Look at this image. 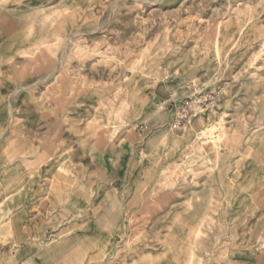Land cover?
Segmentation results:
<instances>
[{
  "label": "clouds",
  "instance_id": "9594fccd",
  "mask_svg": "<svg viewBox=\"0 0 264 264\" xmlns=\"http://www.w3.org/2000/svg\"><path fill=\"white\" fill-rule=\"evenodd\" d=\"M175 4L0 0V264H264V0Z\"/></svg>",
  "mask_w": 264,
  "mask_h": 264
},
{
  "label": "rangeland",
  "instance_id": "374dc122",
  "mask_svg": "<svg viewBox=\"0 0 264 264\" xmlns=\"http://www.w3.org/2000/svg\"><path fill=\"white\" fill-rule=\"evenodd\" d=\"M182 2V0H176V4L173 6V8L169 9L170 11H175L176 8L179 7V4ZM191 4V0H188V4H185V7H188V5ZM193 16L196 15L195 12L192 13ZM188 17H189V13L187 12H181L179 14V20H183V21H188ZM171 23L175 24L176 21L172 20L170 21ZM193 23H198L200 25V30H203L204 27H206L207 25L211 24V18L208 14H202L199 18L198 21H193ZM214 29H215V33H216V40H215V50L211 53V55H214L217 59L213 62V67H216L219 65V61L222 59H227L230 61H233L234 63L238 60V53L236 48H234L232 45H229L226 49H224L223 51H221V34L224 33L225 31H228L229 35H231V33L233 31H235V28H225V24H224V20L223 19H219L217 20L216 24L214 25ZM164 30V29H161ZM178 31L180 34H185L188 33V25L187 23H181L178 24L177 28H171L169 30V35H168V40L171 43L173 41V37L171 35V32H176ZM192 35H195L194 33L191 34L189 36V38L187 39V41L183 44V48L185 49H191L194 47H199V45H197L194 40L191 38ZM159 37V32L156 29H153L152 33H149V37L150 39H154L157 40V42H159L158 40ZM197 39H199V37H197ZM176 43H180L179 40L176 41ZM146 50H147V46ZM240 51H243V49H241ZM257 51H259V49H257ZM201 55H203V53H201ZM251 57V53H249V56L246 57L245 61L241 64H237V70H243L244 64L247 63V60L250 59ZM193 58L194 59H198L199 57L196 56L195 54H193ZM205 64H207V61L205 60ZM264 65V57L262 58H258L255 62V66L250 68L249 71L250 72H255L257 68H261V66ZM231 67V66H229ZM261 71L264 72V68H261ZM226 83L225 80H220L217 81V84L220 86H223ZM211 87L210 86L208 89H206V91H211ZM256 255L258 256L259 253L257 252ZM251 258L253 261V264H255V257L251 256V253L246 252L245 253V258Z\"/></svg>",
  "mask_w": 264,
  "mask_h": 264
}]
</instances>
